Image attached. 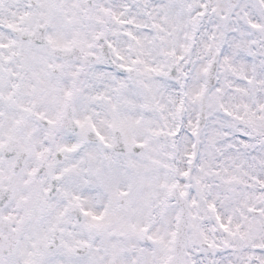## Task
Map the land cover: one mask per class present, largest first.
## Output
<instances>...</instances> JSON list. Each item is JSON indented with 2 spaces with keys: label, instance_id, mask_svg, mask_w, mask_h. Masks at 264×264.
Wrapping results in <instances>:
<instances>
[{
  "label": "snow or ice",
  "instance_id": "6c2138e0",
  "mask_svg": "<svg viewBox=\"0 0 264 264\" xmlns=\"http://www.w3.org/2000/svg\"><path fill=\"white\" fill-rule=\"evenodd\" d=\"M0 264H264V0H0Z\"/></svg>",
  "mask_w": 264,
  "mask_h": 264
}]
</instances>
